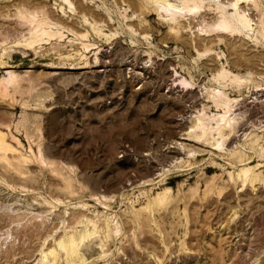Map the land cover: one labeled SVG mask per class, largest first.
Masks as SVG:
<instances>
[{"label":"rangeland","instance_id":"rangeland-1","mask_svg":"<svg viewBox=\"0 0 264 264\" xmlns=\"http://www.w3.org/2000/svg\"><path fill=\"white\" fill-rule=\"evenodd\" d=\"M0 264H264V0H0Z\"/></svg>","mask_w":264,"mask_h":264},{"label":"bare ground","instance_id":"bare-ground-1","mask_svg":"<svg viewBox=\"0 0 264 264\" xmlns=\"http://www.w3.org/2000/svg\"><path fill=\"white\" fill-rule=\"evenodd\" d=\"M196 3H197V2H196ZM196 3H195V4H196ZM166 6H167V5H166ZM197 7H199V6H197ZM191 8H192V7H191ZM167 9H168V8H167ZM167 9H166V10H167ZM231 17H232V15H231ZM229 21H230V20H228V22H229ZM236 22H237V20H236ZM230 24H232V22H230ZM230 24H229V25H230ZM235 24H236V23H235ZM239 25H240V24H239ZM230 26L233 27V25H230ZM234 26H235V25H234ZM241 26H242V25H241ZM243 26H244V25H243ZM235 27H236V26H235ZM235 27H234V28H235ZM239 29H241V28L239 27Z\"/></svg>","mask_w":264,"mask_h":264}]
</instances>
